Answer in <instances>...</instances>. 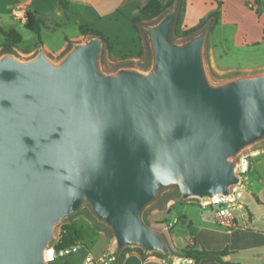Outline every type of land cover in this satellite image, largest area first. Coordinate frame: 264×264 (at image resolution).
Segmentation results:
<instances>
[{
	"label": "water",
	"instance_id": "obj_1",
	"mask_svg": "<svg viewBox=\"0 0 264 264\" xmlns=\"http://www.w3.org/2000/svg\"><path fill=\"white\" fill-rule=\"evenodd\" d=\"M181 0L142 23L150 68H103L99 36L59 59L41 45L0 54V264H51L57 227L86 210L129 248L175 264L162 227L145 219L167 193L227 198L242 183L240 157L264 142V71L214 79L212 23L172 39Z\"/></svg>",
	"mask_w": 264,
	"mask_h": 264
},
{
	"label": "crops",
	"instance_id": "obj_2",
	"mask_svg": "<svg viewBox=\"0 0 264 264\" xmlns=\"http://www.w3.org/2000/svg\"><path fill=\"white\" fill-rule=\"evenodd\" d=\"M148 1L0 0V26L4 29L17 28L16 24L18 23L25 27L27 19H20L15 15L16 9L21 8L26 13L27 11H36L41 14L45 20L44 26H47V23L55 17H65L66 21L71 18L78 26L88 24L109 36L114 43V47L119 46L123 48V51L134 52L137 49V33L130 18L138 15L141 7ZM218 1L223 6H227L230 11L229 17L222 12L220 24L233 25L235 30L230 44L226 36L221 44L211 38L210 34L208 35L207 43L212 68L220 76L264 71V61L258 59L248 62L230 61L232 58L230 53H234V51L256 55L264 47L263 0H187L185 27H194L207 17V13L205 14V12L198 9L200 5H206L208 2L218 3ZM247 7L251 9L247 10ZM246 12H249V14ZM43 45L45 48L47 47L46 50L50 48L46 43ZM62 46L64 48V43ZM179 204L177 202L173 203L171 211ZM182 215H186L187 218L183 222H179L183 225L182 228L174 229L172 246L181 251L185 248L208 251L209 255L203 257L199 264H223V261L239 262L241 264H264V227L260 228L254 224L240 223L232 231H227L225 227L217 222L215 216L211 218L208 215L200 214L194 221L189 218L187 213ZM87 222L91 226L96 223L93 218L92 220L88 219ZM171 224L173 223L171 222ZM74 227L78 234L75 225ZM101 232L107 238L104 250L102 252L91 251L85 245L84 253H82L85 258L98 257L114 248L111 235L109 237L102 229ZM80 241L82 243L81 238ZM225 249H228L229 252L223 255L218 253ZM136 250H126L122 255V259H117L114 264H152L153 261L158 262V264H171L162 255L151 254L146 256L141 250Z\"/></svg>",
	"mask_w": 264,
	"mask_h": 264
},
{
	"label": "rangeland",
	"instance_id": "obj_3",
	"mask_svg": "<svg viewBox=\"0 0 264 264\" xmlns=\"http://www.w3.org/2000/svg\"><path fill=\"white\" fill-rule=\"evenodd\" d=\"M198 9L202 12H205V14L206 13L208 14L207 17H205V19L207 20L206 24L212 23L209 36L221 44L226 36L228 38V43L230 44L232 42V34L234 33L235 26L230 24L221 25L220 22L218 23L214 22V17H208L211 12L216 10H219L221 12L220 13L221 15L222 12L226 13V16L229 17L230 11L227 8V6H223L221 3H219V1L218 3L208 2L206 5H202V6L200 5V8ZM248 9L250 10L251 8L247 7V10ZM262 9H264V3ZM169 10L165 11L157 19L143 23L156 22L160 18H162ZM186 11H187V7H186ZM246 13L249 14V12ZM221 15H220V20H221ZM185 17H186V12L184 13V22H185ZM16 26L17 29L20 30V32L24 36L23 41L18 44H15L14 46H6L5 37L0 32V54L6 51H11L22 58H29L34 56L38 52L39 47L44 43H46L50 47L49 49H47L48 53L52 57L59 59L62 56V54L72 46L73 42L82 41L86 37L96 36L92 34L86 36L82 35L80 33L79 26L76 24V22L73 21L71 18H69V21H66L65 17H55L54 19L50 20L49 23H47V26H44L43 24L40 33L43 43H40L39 36L34 31L24 27L23 25H19L18 23L16 24ZM140 27H141V32L137 36V49H135L134 52L123 51V48L119 46L114 47V43L110 38L113 48L110 50L105 47L103 52V68L105 71L113 72L117 70L119 67H123V66H133L143 70H147L150 68L151 51H150L149 39L145 29L142 27V24H140ZM201 30H199L198 32H200ZM198 32H196L195 34H197ZM193 35L189 37L172 36V39L176 42H183L189 39L190 37H192ZM67 41L69 42L66 44L65 42ZM63 43H64V48H62ZM261 49L262 50L259 53H256V55L249 53H236V51H234V53H230V56L232 57L230 61L236 60V61L248 62V61H253L255 59L264 61V47ZM141 50H143L144 52L143 54H139ZM217 51L219 52L220 50ZM206 52H207L208 64L210 63L211 72L212 75L214 76V79L215 78L221 79L224 77H228V76L218 75L219 73L215 72V69L212 68L208 43H207ZM240 160L241 163H240L238 175L241 177L242 183L238 185L237 188V190L240 193V196L237 198L236 203H229V205L232 206L234 209L236 221L238 222V224L240 223L254 224L262 228L264 227V142L252 146L246 151H244L240 157ZM243 164H245L244 166L245 168L242 169ZM175 202L180 204L179 206L174 207V209L171 211L172 209L171 205ZM205 205L207 206L201 204L198 199L192 198L189 200H183L178 194L174 192L167 193L160 203L155 204L148 208V210L145 213V219L147 220L148 223H150L153 226L162 227L165 231V234L168 237L169 243L171 244V248L175 253L180 254L182 251L172 246V242L174 241L173 240L174 235H172L170 229L174 230L175 228L177 229L183 227V225L179 223L181 221L183 222L184 219L187 218L186 215H182L183 213H187L189 218L193 219L194 221L196 220V217H198L200 214L208 215L211 218H213L214 212L211 211L212 209L211 206H209V204H205ZM212 207H216V206H212ZM176 217H178L177 220H175ZM88 219L92 220L90 214L86 210H83L65 219L58 225L57 237L60 232L62 224L72 225L73 228H75L74 227L75 225L78 234L82 239V248L80 252L69 255L64 259L55 260L52 258V254H51L50 255L51 264H57V263L81 264L84 260H86V258L82 255V253H84L85 245L91 251L94 250V251L102 252L104 250V246L107 242V238L101 232V229L109 237H110V233L106 228L99 226L96 223L95 224L93 223V225L91 226V224L87 222ZM165 219H169L173 224H171L170 222L161 223V221H164ZM136 249L137 248H129L127 250L133 251ZM185 249H189V248H185ZM136 251H140V250H136ZM114 252H115L114 248L108 251L109 254H113ZM153 262L155 263V261ZM153 262L151 263L154 264ZM155 264H158V262H156Z\"/></svg>",
	"mask_w": 264,
	"mask_h": 264
},
{
	"label": "trees",
	"instance_id": "obj_4",
	"mask_svg": "<svg viewBox=\"0 0 264 264\" xmlns=\"http://www.w3.org/2000/svg\"><path fill=\"white\" fill-rule=\"evenodd\" d=\"M174 3V0H149L143 7H141L140 12L135 17L130 18L133 28L135 29L137 36L141 32L140 24L143 22H150L157 19L161 16L165 11L169 10ZM187 7V0H181L178 12L174 19L173 29H172V36L173 37H182L186 36L189 37L199 30H201L207 23L206 19H202L198 25L194 27L187 28L184 25V13L186 12ZM219 10L213 11L209 14L208 17H214V22L218 23L220 20ZM43 24H45V20L41 14L36 11H27V20L25 22V27L34 31L39 36L40 43H43V40L40 36L41 29ZM80 33L84 36L86 35H96L103 39L105 47L108 49H112L113 45L110 41V37L107 36L104 32L95 29L88 24H80L79 26ZM0 32L4 35L6 40V46H14L23 41L24 37L21 32L12 27L10 29H4L0 26ZM143 50L139 52V54H143ZM171 223L169 219H165L161 221V223ZM170 232L173 233L174 230L170 229ZM80 240V236L77 234L75 229L72 225L69 224H62L58 237L54 241V246L58 249L64 245L73 244L76 241ZM229 252L228 249L222 250L218 252L219 254L223 255ZM180 255L194 257L197 261V264L200 263V260L209 255V252L204 250H197L194 248L184 249ZM65 257H56L55 260L64 259ZM62 264V263H57ZM223 264H241L239 262H232V261H223Z\"/></svg>",
	"mask_w": 264,
	"mask_h": 264
},
{
	"label": "built area",
	"instance_id": "obj_5",
	"mask_svg": "<svg viewBox=\"0 0 264 264\" xmlns=\"http://www.w3.org/2000/svg\"><path fill=\"white\" fill-rule=\"evenodd\" d=\"M15 15L20 19H27V13L18 8L15 11ZM238 186L233 188V195L231 197H221L216 198L213 200H205L199 202L204 204H209L211 206V211L214 212V216L217 222L226 228L227 231H232L234 227L237 226L236 216L234 213V209L229 203H236L237 198L240 196L239 191L237 190ZM210 202V203H208ZM216 206V207H212ZM218 206V207H217ZM82 248V243L80 240L76 241L73 244L64 245L60 248H56L54 244L50 251H52V258L55 259L56 257H67L69 255L78 253ZM117 262V257L115 252L113 254H109L108 252H104L98 257H89L86 258L81 264H114ZM175 264H197L196 259L194 257H188L185 255H180L176 260Z\"/></svg>",
	"mask_w": 264,
	"mask_h": 264
},
{
	"label": "bare ground",
	"instance_id": "obj_6",
	"mask_svg": "<svg viewBox=\"0 0 264 264\" xmlns=\"http://www.w3.org/2000/svg\"><path fill=\"white\" fill-rule=\"evenodd\" d=\"M244 166H245V164H243L242 169L245 168ZM51 254H52V251H49V256H50Z\"/></svg>",
	"mask_w": 264,
	"mask_h": 264
}]
</instances>
